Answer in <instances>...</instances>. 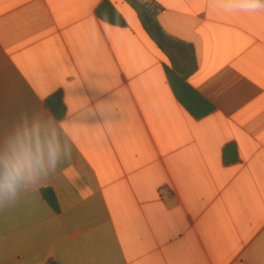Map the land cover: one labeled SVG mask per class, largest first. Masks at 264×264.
Wrapping results in <instances>:
<instances>
[{"label": "crops", "instance_id": "0c3cea01", "mask_svg": "<svg viewBox=\"0 0 264 264\" xmlns=\"http://www.w3.org/2000/svg\"><path fill=\"white\" fill-rule=\"evenodd\" d=\"M104 1L0 0V148L54 135L59 154L0 213V264H264V11L132 0L182 45L176 67L214 107L197 120L138 11L108 0L126 23L112 25Z\"/></svg>", "mask_w": 264, "mask_h": 264}, {"label": "clouds", "instance_id": "9594fccd", "mask_svg": "<svg viewBox=\"0 0 264 264\" xmlns=\"http://www.w3.org/2000/svg\"><path fill=\"white\" fill-rule=\"evenodd\" d=\"M223 5L239 4L240 11H264V0H217ZM225 11H231L225 8ZM58 150L56 138L35 137L17 150L0 148V213L14 206L23 190H35L45 183L48 169H57ZM71 159V158H69Z\"/></svg>", "mask_w": 264, "mask_h": 264}, {"label": "trees", "instance_id": "16d2710c", "mask_svg": "<svg viewBox=\"0 0 264 264\" xmlns=\"http://www.w3.org/2000/svg\"><path fill=\"white\" fill-rule=\"evenodd\" d=\"M126 1L129 2L138 11L141 21L144 25L145 31L147 32L151 40L158 45L159 50L170 60L172 66L169 67L167 65L166 72L177 100L197 120H201L211 115L214 112V107L207 100H205L187 81L189 75L194 71V68L183 71L179 70L176 67L174 51L165 48L149 32L148 25L145 23L143 19V14L145 13L148 14L153 19V21L159 26L156 19L157 10L152 6H148V7L141 6L139 4H136L132 0H126ZM97 16L102 21L112 25L124 26L126 24L122 15L118 12L115 6L108 0H105L104 3L98 8ZM159 28L161 29L160 26ZM169 38L171 40H174L171 37ZM46 106L51 111L55 119L59 121L64 119L66 114V108L62 94L59 93L49 98L46 102ZM230 155H233V157L230 158ZM224 159L226 165H231L238 162L239 160L238 151H237V147L234 144L228 145L225 148ZM41 195L43 196L44 200L48 203V205L53 209L54 212L60 213V205L57 196L52 189L49 188L42 189ZM48 264H57V263L51 261Z\"/></svg>", "mask_w": 264, "mask_h": 264}, {"label": "water", "instance_id": "95a60500", "mask_svg": "<svg viewBox=\"0 0 264 264\" xmlns=\"http://www.w3.org/2000/svg\"><path fill=\"white\" fill-rule=\"evenodd\" d=\"M143 19L148 25L149 32L151 35L165 48L179 52L183 50V47L174 40H171L153 21V19L148 14H143Z\"/></svg>", "mask_w": 264, "mask_h": 264}]
</instances>
